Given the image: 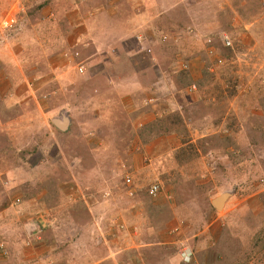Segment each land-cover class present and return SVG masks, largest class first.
<instances>
[{
	"label": "rangeland",
	"instance_id": "rangeland-1",
	"mask_svg": "<svg viewBox=\"0 0 264 264\" xmlns=\"http://www.w3.org/2000/svg\"><path fill=\"white\" fill-rule=\"evenodd\" d=\"M0 20V264H264V0H0Z\"/></svg>",
	"mask_w": 264,
	"mask_h": 264
},
{
	"label": "built area",
	"instance_id": "built-area-1",
	"mask_svg": "<svg viewBox=\"0 0 264 264\" xmlns=\"http://www.w3.org/2000/svg\"><path fill=\"white\" fill-rule=\"evenodd\" d=\"M5 28H10L12 27V25H7V26H4ZM3 29V24L0 20V32L2 31ZM222 42L227 46V47H231L232 46V41L231 39L228 37V36H224V38H222ZM83 71V69H81ZM263 85H264V82H263ZM196 90V86L194 85L192 87V91ZM133 176L131 174H127L126 178H125V181H126V184L128 186H131L132 183H133ZM150 195L153 196L154 198H157V197H160L162 194H163V186L162 184L160 183H155L151 186L150 188V191H149ZM130 195L132 196V192L130 193ZM182 258H183V261L184 262H190L192 260V257H193V253L191 250L189 249H184L183 252H182Z\"/></svg>",
	"mask_w": 264,
	"mask_h": 264
},
{
	"label": "water",
	"instance_id": "water-1",
	"mask_svg": "<svg viewBox=\"0 0 264 264\" xmlns=\"http://www.w3.org/2000/svg\"><path fill=\"white\" fill-rule=\"evenodd\" d=\"M52 122L57 128H59L63 132H66L70 126V119L65 114H62L61 118L53 119ZM233 194L234 192H225L215 198L213 200L214 207L219 211L223 210L231 199V197L233 196Z\"/></svg>",
	"mask_w": 264,
	"mask_h": 264
},
{
	"label": "trees",
	"instance_id": "trees-1",
	"mask_svg": "<svg viewBox=\"0 0 264 264\" xmlns=\"http://www.w3.org/2000/svg\"><path fill=\"white\" fill-rule=\"evenodd\" d=\"M161 130V129H160ZM174 132H176V130L172 131V130H169L168 127H166V130L163 134H174Z\"/></svg>",
	"mask_w": 264,
	"mask_h": 264
},
{
	"label": "crops",
	"instance_id": "crops-1",
	"mask_svg": "<svg viewBox=\"0 0 264 264\" xmlns=\"http://www.w3.org/2000/svg\"><path fill=\"white\" fill-rule=\"evenodd\" d=\"M148 148V147H147Z\"/></svg>",
	"mask_w": 264,
	"mask_h": 264
}]
</instances>
